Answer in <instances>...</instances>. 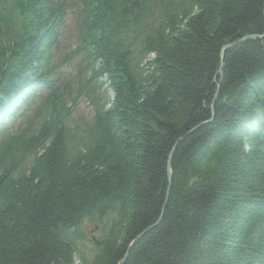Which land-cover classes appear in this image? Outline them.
Returning a JSON list of instances; mask_svg holds the SVG:
<instances>
[{"label":"trees","instance_id":"obj_1","mask_svg":"<svg viewBox=\"0 0 264 264\" xmlns=\"http://www.w3.org/2000/svg\"><path fill=\"white\" fill-rule=\"evenodd\" d=\"M77 1L107 84L72 147L68 0H0V264H264V0Z\"/></svg>","mask_w":264,"mask_h":264},{"label":"rangeland","instance_id":"obj_2","mask_svg":"<svg viewBox=\"0 0 264 264\" xmlns=\"http://www.w3.org/2000/svg\"><path fill=\"white\" fill-rule=\"evenodd\" d=\"M78 6L77 0H69L66 21L61 28L59 45L53 50V62L61 63L58 69L61 72L60 77L64 86L70 88L65 105L73 109L71 116L66 120V126L69 129V144L72 147L78 141L77 136H85L84 131L93 119L94 107L87 97V93L91 92L92 88L98 86L100 82L105 81L104 83H106L107 81L106 78L97 80L91 77V73L88 71L90 69L86 67V62L83 60V53L77 48L75 22ZM106 84L100 93L105 91ZM79 85H81V89L78 92ZM106 92L108 96H112L109 89H106ZM115 217L116 214L110 213L103 217H87L84 220L82 225L84 237L78 243V247L88 260H92L94 257L93 250L97 242L98 245H102L104 240L112 235L110 221Z\"/></svg>","mask_w":264,"mask_h":264},{"label":"water","instance_id":"obj_3","mask_svg":"<svg viewBox=\"0 0 264 264\" xmlns=\"http://www.w3.org/2000/svg\"><path fill=\"white\" fill-rule=\"evenodd\" d=\"M251 36H246L245 38H250ZM223 66V63H222V65H221V67ZM221 71V69L219 70V72ZM171 165H170V162H169V164H168V177H169V180H171ZM140 238V236H138L135 240H134V242H136L138 239ZM97 244H98V242H97Z\"/></svg>","mask_w":264,"mask_h":264},{"label":"bare ground","instance_id":"obj_4","mask_svg":"<svg viewBox=\"0 0 264 264\" xmlns=\"http://www.w3.org/2000/svg\"><path fill=\"white\" fill-rule=\"evenodd\" d=\"M111 92H112V90H110ZM112 94H113V92H112Z\"/></svg>","mask_w":264,"mask_h":264}]
</instances>
